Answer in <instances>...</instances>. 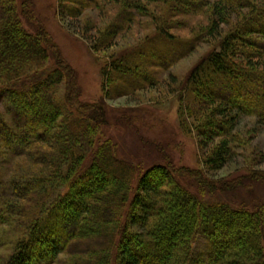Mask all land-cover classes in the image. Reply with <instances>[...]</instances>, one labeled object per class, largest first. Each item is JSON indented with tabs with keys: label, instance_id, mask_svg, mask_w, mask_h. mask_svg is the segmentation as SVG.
<instances>
[{
	"label": "trees",
	"instance_id": "16d2710c",
	"mask_svg": "<svg viewBox=\"0 0 264 264\" xmlns=\"http://www.w3.org/2000/svg\"><path fill=\"white\" fill-rule=\"evenodd\" d=\"M61 1L80 18L75 5L99 8L105 0ZM108 2L118 14L95 50L108 48L139 14L157 11L156 33L103 71L118 95L155 86L204 40L218 46L184 83L179 119L183 131L199 135L207 171L234 162L240 118L264 123V0ZM20 10L19 1L0 0V229L15 232L0 264H264V201L247 208L214 196L244 178L264 185L263 173L224 187L204 170L162 163L142 170L119 156L112 139H101L110 124L106 106L81 102L68 67L47 65L51 51ZM197 15L207 22H195ZM178 24L194 36L173 34Z\"/></svg>",
	"mask_w": 264,
	"mask_h": 264
},
{
	"label": "rangeland",
	"instance_id": "374dc122",
	"mask_svg": "<svg viewBox=\"0 0 264 264\" xmlns=\"http://www.w3.org/2000/svg\"><path fill=\"white\" fill-rule=\"evenodd\" d=\"M17 1L21 6L24 26L41 37L44 45L51 51V60L47 65L68 67V72L77 81L81 102L101 103L106 106L110 124L101 129V139H112L118 146L119 156L134 161L142 170L153 163L171 164L175 169L185 167L204 170L208 178L224 187L227 186L226 182L229 183L235 178L238 180L244 176L259 175L261 172L264 175V123H259L257 117L243 115L240 118V124L234 133L240 137L239 147L233 142V146L239 150L236 151L238 156L234 162L214 173L207 171L201 162L203 152L199 145V135L195 132L186 133L181 127L180 96L184 93L181 89L195 65L218 48L212 40L199 43L168 71L161 73L155 86L129 95H118L113 90L114 87L111 89L107 85L103 71L114 58L138 47L145 38L156 33L152 16L156 15L157 11L154 10L157 9L153 8L155 13L150 16L139 14L132 26H128L129 29L110 40L108 48L95 50L93 46L100 36L99 32H103L118 14V10L113 8V2L105 0L99 8H84V5L77 4L75 6L81 10L82 15L76 18L71 16L69 10L63 9L61 0ZM70 4L68 2V6ZM72 6L73 4L70 5ZM194 20L197 23L207 22L203 15L195 16ZM180 25L171 32L181 38L194 36L193 31L188 28L189 25ZM84 32H88L93 38H87ZM58 56L63 62H59ZM55 74L52 73V77ZM112 83L115 84L113 81ZM56 84L60 89L58 96L63 98L66 83L63 81ZM4 98L3 93H0L2 110ZM191 185L194 190L198 189ZM228 190L227 193L216 190L214 196H231V200L236 201L237 205L247 208L259 206L264 201V185L259 180L244 178L236 187L233 185ZM7 230L0 229V254L7 251L8 247L3 244L9 242L15 233ZM197 245L195 247L199 252L205 246L204 239L201 238Z\"/></svg>",
	"mask_w": 264,
	"mask_h": 264
}]
</instances>
